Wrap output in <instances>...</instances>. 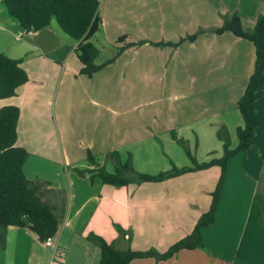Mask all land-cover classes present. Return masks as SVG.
<instances>
[{"label":"crops","instance_id":"0c3cea01","mask_svg":"<svg viewBox=\"0 0 264 264\" xmlns=\"http://www.w3.org/2000/svg\"><path fill=\"white\" fill-rule=\"evenodd\" d=\"M98 14L99 31L104 35L114 41L127 36L129 42L146 43L127 49L114 63L87 78L79 75L76 41L69 50L63 49L65 39L53 21L41 31L23 35L0 0V55L21 60L28 76L16 96L0 100V109L18 107L16 146L29 154L25 177L46 183L40 198L56 208L60 220L50 247L27 228H0V264H98L100 252L86 240L89 234L119 249L129 246L144 252L153 248L164 253L189 235L209 210L220 176L218 166L120 188L98 178L90 181L89 174L80 177L74 170L92 168L87 151L109 173L114 169L105 162V155L112 151L119 153L122 162L129 154L139 174L154 176L173 167L191 168L170 131L187 142L198 164L222 157V142L216 137L221 126L228 130L230 148L237 146L236 129L242 120L236 103L253 71L254 47L229 32L211 31L233 14L245 30L252 29L264 14V0H99ZM202 30L193 42L184 41L176 48L151 45L175 43ZM142 56L160 64L165 61L171 77L176 74L178 78V70L183 71V87L173 84L181 90L173 92L172 99L181 103L194 98L196 115L192 112L191 119H177L169 115V103L154 111L153 97L143 110L119 102L127 70L134 71L133 62ZM158 72L153 74L156 79H160ZM73 81L83 84L82 88L71 89ZM255 108L258 125L252 145L227 162L214 222L202 230V247L180 251L166 261L146 258L129 264H264V84L256 92ZM96 138L98 150L91 148ZM142 152L146 162L155 164L154 169L136 165V153Z\"/></svg>","mask_w":264,"mask_h":264},{"label":"trees","instance_id":"16d2710c","mask_svg":"<svg viewBox=\"0 0 264 264\" xmlns=\"http://www.w3.org/2000/svg\"><path fill=\"white\" fill-rule=\"evenodd\" d=\"M2 3L8 14L16 19L25 31L38 32L55 21L63 34L77 42L74 54L80 64L79 75L87 78H92L94 74L114 63L127 49L146 43L129 42L127 36H121L114 42L113 56L97 63L100 51L91 39L101 27V18L98 14L99 0H2ZM211 32L217 35L229 32L236 38L248 41L254 47L253 71L242 96L236 103L242 119V126L236 129L237 146L234 149L230 148L228 130L221 126L216 132V137L222 142V157L198 164L190 153L187 142L178 138L174 131H170L172 140L184 150L191 161L193 165L191 168L177 170L173 167L154 176L139 174L133 169L129 154L127 160L122 162L119 153L112 151L105 155V162H110L114 169L113 173H109L104 165H100L95 156L87 151L86 160L92 168L74 170L80 177L89 174L90 181L98 178L103 184L120 188L129 184L162 182L185 173L218 166L220 176L211 193L210 208L200 216L189 235L171 245L164 253H159L153 248L144 252L134 251L129 246L119 249L114 243H108L101 237L89 234L86 240L95 245L100 252L98 264H129L134 260L146 258H152L156 262L166 261L180 251L201 248L202 230L214 222L227 162L234 155L247 151L252 145V136L258 125L255 108L256 92L264 84V14L256 19L254 27L250 30L242 27L240 18L236 14L225 16L221 26ZM200 33L204 31L180 38L175 43L160 42L158 45L176 48L184 41L193 42ZM21 63V60L0 55V100L16 96L17 90L28 82V76ZM19 116L18 107L6 106L0 109V228H27L40 242H43L56 237L60 229V220L56 208L40 198L41 187L46 183L32 182L25 177L23 168L29 154L25 149L16 146ZM116 229L120 234L123 233L119 227Z\"/></svg>","mask_w":264,"mask_h":264},{"label":"rangeland","instance_id":"374dc122","mask_svg":"<svg viewBox=\"0 0 264 264\" xmlns=\"http://www.w3.org/2000/svg\"><path fill=\"white\" fill-rule=\"evenodd\" d=\"M53 24H54L53 26L56 27L57 24L55 21H53ZM60 34L65 39V41L63 42V46H64L63 49L69 50V47L73 46L74 41L70 39L68 36L64 35L63 33H60ZM91 41L100 51V56L97 60V63L106 61L107 59L113 56L115 52V49L113 46L114 45L113 43L115 42L114 38L108 37L104 35L102 31H99L93 36ZM159 43L160 42H156V43L153 42L151 43V45L154 47L163 48V47H159L158 45ZM117 64H118L117 66L120 67L122 64V61ZM132 65H133L134 71L130 72V70H127L128 78L126 82L121 83L120 85V91H119L118 97H119V102L122 105H126L132 108V106L136 104L137 108H139L138 110L140 109L143 110V107L145 108L146 102L149 103L150 99L153 97V99L155 100L153 101L154 111H161L160 108L163 105L166 106V104L169 103V107L167 108V110L171 112L169 115H173L177 119L179 117L182 118L181 116L186 117V120L191 119L192 112L196 115L197 109L195 107L193 108V103H195L194 98H192L193 100H191L190 98H188L187 100L184 99L181 101V103L172 99L173 92L177 93V92H180L181 90L178 87H175V88L172 87L173 84L176 83L178 84L177 86L183 87L182 82L184 81L181 79L183 78L182 77L183 71L181 69L178 70V73H177L178 78H175L176 74L173 77H171V69L167 68L166 70L165 67H167V65L165 61L162 64H160L158 62L145 59L143 56L138 57L136 62H133ZM149 65H153L154 69L149 70ZM163 68H165V70H163ZM232 68H230L229 70H231ZM159 70H160V73L159 72L158 73L161 74L160 79H156L154 78L153 74L155 73V71H159ZM164 72L166 73V76L164 75ZM83 80L84 79H82V82H85V80L84 81ZM82 85L83 84H79L78 81H73L71 82L70 88L71 89H74V88L81 89ZM84 85L86 86L88 85L90 88L92 87L88 83H84ZM109 87H110L109 94L113 95L112 93L113 86H109ZM151 90L152 92L150 93ZM183 97L186 98L187 96H183ZM157 99L160 101H156ZM129 100H133L134 102H129ZM174 120L176 121V119ZM67 121L68 120L66 118V122ZM196 127H198V125H196ZM99 146H100V142L98 141V138H96V143L93 142L91 148L98 150ZM77 154L83 155V151L78 150ZM78 163L82 164L84 163V161H79ZM136 165L140 167L142 170H144L145 166H148L151 169L155 168L154 163L145 161V156L143 152L140 154L136 153ZM150 168L148 169L150 170Z\"/></svg>","mask_w":264,"mask_h":264},{"label":"built area","instance_id":"2783aa9c","mask_svg":"<svg viewBox=\"0 0 264 264\" xmlns=\"http://www.w3.org/2000/svg\"><path fill=\"white\" fill-rule=\"evenodd\" d=\"M33 33H34V31H25L24 30L23 35L29 36V35H32ZM42 244L50 247L52 245V239H47V240L43 241Z\"/></svg>","mask_w":264,"mask_h":264}]
</instances>
